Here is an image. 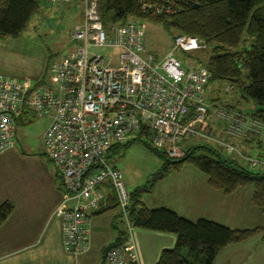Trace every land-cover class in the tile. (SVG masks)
Listing matches in <instances>:
<instances>
[{
	"label": "built area",
	"instance_id": "obj_1",
	"mask_svg": "<svg viewBox=\"0 0 264 264\" xmlns=\"http://www.w3.org/2000/svg\"><path fill=\"white\" fill-rule=\"evenodd\" d=\"M45 1L54 6L74 2ZM79 1L83 18L72 33L77 47L51 67L53 82L33 85L0 75V156L15 150L18 124L26 115L49 118L43 144L64 189L52 217L62 223L65 252L76 258L90 253L92 218L115 195L128 240L110 250L104 264H139L131 196L122 172L110 161L114 148L132 138H149L155 150L179 161L187 154L183 142L203 140L264 173V159L245 155L241 146L257 141L264 123L225 102L208 100L211 73L195 57L208 49L202 40L176 36L171 53L158 62L148 54L144 22L131 18L106 29L99 0ZM220 1L140 0L139 5L154 20ZM228 92L237 94L232 85Z\"/></svg>",
	"mask_w": 264,
	"mask_h": 264
},
{
	"label": "rangeland",
	"instance_id": "obj_2",
	"mask_svg": "<svg viewBox=\"0 0 264 264\" xmlns=\"http://www.w3.org/2000/svg\"><path fill=\"white\" fill-rule=\"evenodd\" d=\"M82 18L83 6L79 0H74L70 5L56 6L43 1L39 13L32 18L21 36L0 39V75L20 81H30L33 85L53 82L50 77L51 67L60 58L76 49L77 43L73 41L72 33L75 26L81 23ZM144 25L146 28L145 45L148 54L154 56L160 62L173 50L177 33L166 30L161 25L151 21L144 22ZM99 53L103 54L104 52L99 51ZM110 53L117 55V51L114 50ZM195 57H198V55ZM229 87V83L226 82H210L206 89L208 100H220L237 110L251 114L253 111L252 106L239 95L230 94L228 92ZM50 122L51 120L47 117L40 118L28 114L18 124L16 149L0 156V201L5 200L1 204L10 201L15 206L22 205L24 208L33 205L37 201L47 206L51 201L49 190L51 189L50 182L52 179L55 182V187L59 189L60 181L57 171L48 159L43 144V135ZM206 145L218 149L214 144L195 139L186 140L182 143L181 148L189 152ZM243 152L251 158L264 159V150L256 146L251 150L243 148ZM163 154V152L152 148L151 139L132 138L112 152L110 161L114 167L122 172L125 190L129 196L133 197L141 191L140 200L146 206H167L176 209V203H179L183 196L185 197V194L188 193L187 189L193 185V182L201 185L205 180L208 183V178L193 165H186L178 171L173 170L172 167H169ZM196 154H200L199 150H196ZM224 156L230 159L233 158L225 154ZM240 164L251 172L261 173L258 169L250 167L243 161ZM161 175H166L163 180L158 179ZM206 183L203 185L206 186ZM147 190H150V193H145ZM252 194L254 195V192L251 188H243L233 196L231 195L232 197L235 196L234 200L230 202L233 204L226 206L221 205L219 202L216 204V207L222 213L228 207L227 209L231 208L232 212L237 215V220L232 224L216 219L218 222L224 223L222 225L226 227L233 226L244 231L263 229V231L249 239L251 241L248 244H241V246L233 248L243 249L244 252L235 263L229 258L226 262L230 264H250L251 261L248 260L246 251L254 253L256 259L254 264H264V215L252 204ZM55 208L56 206L52 211ZM118 214L117 211H111L102 215L93 225L100 228V231L95 233L90 254L78 261L66 257L67 264H103L104 260L100 252L103 245H108V242L113 241L116 236L110 225L118 221ZM203 218L210 219L213 217L206 215ZM120 222L119 220L118 225H120ZM55 225L57 224L54 222ZM50 231V229H47L46 233ZM138 231L140 230L137 229ZM139 243L144 264H156L159 255L152 250L153 248L147 237L141 241L139 239ZM245 249L247 250L245 251ZM55 257L57 258V256ZM32 258H29L30 260L19 258L15 260V263L43 264L45 262V264H55L57 262V259L53 257L45 260H36L35 256ZM258 258H260L259 261ZM13 262L11 259L5 264ZM226 262L225 258H220L217 263L228 264Z\"/></svg>",
	"mask_w": 264,
	"mask_h": 264
},
{
	"label": "trees",
	"instance_id": "obj_3",
	"mask_svg": "<svg viewBox=\"0 0 264 264\" xmlns=\"http://www.w3.org/2000/svg\"><path fill=\"white\" fill-rule=\"evenodd\" d=\"M43 1L0 0V39L21 36L32 18L39 13ZM139 2L99 0L104 27L108 29L121 25L133 18L141 22H154L174 31L176 36L202 40L208 49L197 59L210 71V82H226L234 86L237 95L252 106L251 115L264 123V0L206 2L198 7H189L175 17L154 20L142 14ZM255 142L243 143L242 149L251 150L254 146L262 149L260 142ZM196 150H199V155ZM224 154L227 155L220 148L206 145L187 152L186 157L179 161L169 160L165 154L163 157L175 171L186 165L195 166L207 176L209 187L225 196H231L243 188H252V203L264 215V173L251 172L241 166L242 160L234 156L230 159ZM165 176L161 175L158 179L163 180ZM141 193L139 191L131 196L129 218L132 227L177 238L176 247L163 251L158 264H215L225 249L242 244L263 231L232 230L207 220L193 223L167 208L149 210L140 201ZM145 193H150V190ZM116 209L118 200L112 195L103 213ZM14 212L15 206L11 202L0 206V230ZM120 219V225L116 227L118 239L103 250L104 261L110 250L128 240L122 215Z\"/></svg>",
	"mask_w": 264,
	"mask_h": 264
},
{
	"label": "crops",
	"instance_id": "obj_4",
	"mask_svg": "<svg viewBox=\"0 0 264 264\" xmlns=\"http://www.w3.org/2000/svg\"><path fill=\"white\" fill-rule=\"evenodd\" d=\"M255 143L257 144L259 143L260 147L264 150V134ZM121 146L122 145L116 146L115 148H118ZM241 146H244V144H242ZM58 178L60 181L59 189L55 187V182L53 179L50 182L51 189L49 190V193L51 194V201L49 202L47 206H44L42 203H39L37 201L33 205L25 206L24 208L22 207V205H17V206L14 205L15 212L13 216L0 230V263L3 262L5 264L6 262H9V260L12 259L14 262L11 264H16L15 260L19 258L29 259L35 256L36 260L37 259L45 260L47 258L49 259V257L56 258L55 256H57L56 258L57 262L55 264H65V262L67 264L66 257H68L69 259L72 258L76 261L84 257L82 256V257L76 258L65 252L63 248V243H62V223L59 219L52 217V213H53L52 210L55 206H57L60 203L62 199V195H63V190H64L62 181L59 175H58ZM204 183H206V180L201 185L193 182V185H191L187 189L188 193L185 194V197L182 195L183 197L179 200V203H176V206H175L176 209L170 208L167 206H164V207L162 206L153 207L154 205L150 207L146 205L145 206L149 210H156L160 208L170 209L174 211L175 213H177L180 217L190 222H193V223H196L200 220H207V221L215 222L220 225L224 224L222 222H218L216 219H219L221 221H225L231 224L232 222H235L237 220V215H235L232 212L231 208L227 209L228 207H226L225 212L222 213V211L218 207H216V204L218 202L223 206L233 204L230 202L234 200L235 196L232 197L233 196L232 195V196L226 197L221 192L212 190L209 187L208 183H206V186L203 185ZM4 201H0V206L2 205L1 203ZM107 208L108 206L106 208H103L100 212L96 213L93 216L92 218L93 225H95L96 221L102 215H105L111 211H117V213H119L117 216L118 221L119 220L121 221L120 219L121 214H120L119 209L111 210L106 213H103V211ZM208 212H210V214H208ZM206 215H211V217L213 218H210V219L203 218V217H206ZM54 219H56L57 221H55ZM118 221L110 225L113 232H115V235H116L115 238L113 239L112 237L113 241L108 242L109 243L108 245L107 244H105L106 246L103 245L100 253H103V250L105 248L116 243L118 239V233L116 231V227L119 226ZM54 222L57 225L54 226ZM49 224L50 226L48 227ZM229 228L232 230H240V229L234 228L233 226ZM47 229H50L51 231L49 233L48 232L46 233ZM93 231H94L93 233V240H94L95 233L100 231V228L93 226ZM240 231H244V230H240ZM145 237H147V239L150 241L151 247L153 248L152 250H154L155 253L159 255V259L156 264H158L163 251L173 250L177 245L176 236L175 237L168 236L166 234H160V233H154V232H142L141 230L137 232V229H134L133 239H134V242L136 244L138 254H139V264H144L139 239L141 241ZM93 240H92V248H93ZM250 241L251 240L245 243H242V244H248ZM239 246H241V244L230 246L227 249H225L218 256L215 264H218L217 262L218 260H220V258H225V262L229 258H231L232 261L235 263L239 259V257L243 255V252H244L243 249L241 250L233 249ZM246 250L247 249H245V251ZM246 253H247L248 260L251 261L250 264H254L256 262L254 253H248V251H246ZM89 254L90 253H88L87 255ZM259 259L260 258H258V261ZM4 260H7V261H4ZM43 264H45V262Z\"/></svg>",
	"mask_w": 264,
	"mask_h": 264
},
{
	"label": "water",
	"instance_id": "obj_5",
	"mask_svg": "<svg viewBox=\"0 0 264 264\" xmlns=\"http://www.w3.org/2000/svg\"><path fill=\"white\" fill-rule=\"evenodd\" d=\"M233 83H235V82H233Z\"/></svg>",
	"mask_w": 264,
	"mask_h": 264
}]
</instances>
